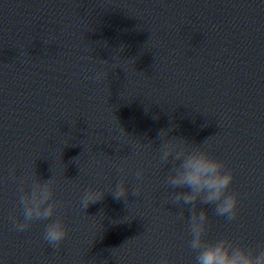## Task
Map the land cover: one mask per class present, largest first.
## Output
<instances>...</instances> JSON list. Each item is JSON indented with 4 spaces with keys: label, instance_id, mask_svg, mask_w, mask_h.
Segmentation results:
<instances>
[{
    "label": "water",
    "instance_id": "1",
    "mask_svg": "<svg viewBox=\"0 0 264 264\" xmlns=\"http://www.w3.org/2000/svg\"><path fill=\"white\" fill-rule=\"evenodd\" d=\"M117 54L133 63L99 61ZM100 68L107 80L91 79ZM115 117L143 142L158 144L170 125L197 144L210 137L209 151L234 169L240 203L231 223L206 209L209 237L264 244V0H0L3 264H156L164 255L193 264L175 220L182 209L164 202L167 169H154L150 152L117 150ZM121 160L130 186L132 171L145 169L139 196L128 208L108 193L80 210V190H107ZM31 163L41 179L61 169L68 235L55 252L40 222L16 233L8 221L19 213L7 176Z\"/></svg>",
    "mask_w": 264,
    "mask_h": 264
},
{
    "label": "clouds",
    "instance_id": "2",
    "mask_svg": "<svg viewBox=\"0 0 264 264\" xmlns=\"http://www.w3.org/2000/svg\"><path fill=\"white\" fill-rule=\"evenodd\" d=\"M113 58L116 63L109 64L101 59L99 61L111 65V69L124 67L121 65H127L128 62L133 63L132 60L120 63L118 54ZM109 72L100 68L91 79L107 80ZM114 123L120 134L113 138L119 142L117 150L127 146L137 155L150 152L152 167L156 170L167 169L161 181V186L166 191L164 202L182 209L176 213L175 220L184 225L185 245L193 254V264H264V244L249 247L228 236L210 238L208 235L209 217L206 209H210L213 215L226 223H231L239 214L240 203V193L232 190L234 169L209 151L206 143L210 137L197 144L183 136L171 135L175 126L170 125L158 130V144L155 141L143 142L126 133L116 117ZM127 167L125 160L118 164L112 163L119 178L107 190L83 187L77 199L78 208L85 212L90 205L99 202L108 193L114 200L123 199L129 208L128 197L139 196L145 169L140 167L132 171L135 183L130 186L124 178L127 176ZM49 171L50 178L41 179L34 163L26 166L22 174L13 166L7 180L16 185L15 206L19 214L10 215L8 221L11 230L16 233H22L33 223L40 222L41 240L55 252L66 239L68 228L61 215L63 202L56 198L54 178L61 174V169L53 165ZM62 174L64 175V168ZM0 264H3L2 260ZM156 264H170V261L164 255Z\"/></svg>",
    "mask_w": 264,
    "mask_h": 264
}]
</instances>
